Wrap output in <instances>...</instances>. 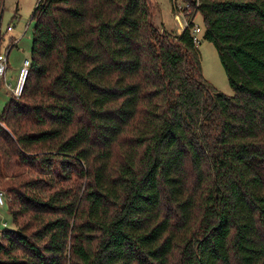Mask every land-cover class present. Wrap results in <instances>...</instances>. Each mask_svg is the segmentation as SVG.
<instances>
[{"label":"trees","instance_id":"obj_1","mask_svg":"<svg viewBox=\"0 0 264 264\" xmlns=\"http://www.w3.org/2000/svg\"><path fill=\"white\" fill-rule=\"evenodd\" d=\"M197 9L233 94L204 77L193 17L38 0L0 117V264H264V0Z\"/></svg>","mask_w":264,"mask_h":264},{"label":"rangeland","instance_id":"obj_2","mask_svg":"<svg viewBox=\"0 0 264 264\" xmlns=\"http://www.w3.org/2000/svg\"><path fill=\"white\" fill-rule=\"evenodd\" d=\"M154 9V19L159 26H164L170 31L177 32L186 26V19H191L195 25L204 28L203 16L191 0H150ZM38 0H0V52L4 53L7 46L16 40V44L10 52V64L12 69H20L25 58H31L32 34L35 25L33 10ZM192 11L191 13L188 10ZM8 26L12 30H8ZM200 43L197 44L202 72L204 77L213 86L226 93L233 94L234 90L229 82L227 73L220 60L216 46L204 39L202 33H198ZM10 69V70H12ZM18 75V74H17ZM3 79L0 77V84ZM14 82L11 81L12 86ZM12 96L11 88L0 86V117L4 106ZM66 184L70 183L67 181ZM0 189L5 192L6 203L0 206V242L3 240L2 231L4 229H15L13 216L9 210L12 194H8L7 189L0 185ZM12 196V197H11Z\"/></svg>","mask_w":264,"mask_h":264},{"label":"built area","instance_id":"obj_3","mask_svg":"<svg viewBox=\"0 0 264 264\" xmlns=\"http://www.w3.org/2000/svg\"><path fill=\"white\" fill-rule=\"evenodd\" d=\"M199 5V0H196L195 6L197 7ZM188 10V9H187ZM188 12H192L191 10ZM189 23L188 19L184 22V25L187 26ZM8 30L11 31L12 27L8 26ZM192 34H193V39L196 43H200V37L198 36V33L202 32L203 29L199 25H194L192 28ZM16 40H14L13 43H15ZM12 49V45L7 46L6 51L4 53L0 52V75H4L7 67L9 65V55ZM31 65V59L30 58H25L22 62V65L18 71V75L16 78V83L14 86L10 85L11 92L15 96H20L22 94L23 88L25 81L27 79L29 69ZM6 203V195L3 190L0 189V206L4 205Z\"/></svg>","mask_w":264,"mask_h":264},{"label":"crops","instance_id":"obj_4","mask_svg":"<svg viewBox=\"0 0 264 264\" xmlns=\"http://www.w3.org/2000/svg\"><path fill=\"white\" fill-rule=\"evenodd\" d=\"M177 32L180 33V32H182V30H178ZM9 58H10V55H9ZM10 69H12V68H11V64H10V61H9V65L7 67V70H6L5 74L4 75H0V77L3 79L1 81L0 86L1 87L4 86L7 89H10V85H12L11 81L14 82L16 80L17 74H18V69H12V70H10Z\"/></svg>","mask_w":264,"mask_h":264}]
</instances>
